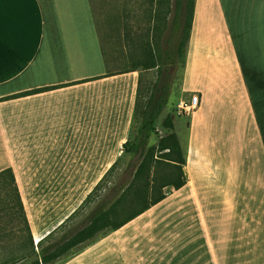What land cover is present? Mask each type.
<instances>
[{
  "label": "crops",
  "instance_id": "crops-1",
  "mask_svg": "<svg viewBox=\"0 0 264 264\" xmlns=\"http://www.w3.org/2000/svg\"><path fill=\"white\" fill-rule=\"evenodd\" d=\"M140 75L106 73L87 0H0V173L38 253L132 140ZM193 96L171 114L187 184L62 264H264V0H196L172 98ZM23 234L0 220V262Z\"/></svg>",
  "mask_w": 264,
  "mask_h": 264
},
{
  "label": "trees",
  "instance_id": "trees-1",
  "mask_svg": "<svg viewBox=\"0 0 264 264\" xmlns=\"http://www.w3.org/2000/svg\"><path fill=\"white\" fill-rule=\"evenodd\" d=\"M195 4L196 0H142L137 8L141 9V14L133 15V8L128 9L132 16L130 18H140L136 36L142 50V68L158 69V78L145 100L141 98L143 80L140 75L134 122L137 117L141 120L134 141L124 146V149L131 148L139 159L138 163L132 162L121 180L109 189L105 182L110 173L106 175L77 212L39 243V253L35 248L14 173L10 169L0 173V186H3L7 198L4 211L8 212L12 220L21 221L23 229L20 230L24 232L25 245L30 244L31 247L28 258H14L0 264H62L162 202L173 189L178 190L187 184L186 155L171 115L162 122L166 134L160 138L157 146H150V141L157 134L160 117L170 105L174 85L185 68ZM145 6L147 8L144 9ZM139 68L134 66L125 71H137ZM89 206L91 209L80 225L66 230L77 213Z\"/></svg>",
  "mask_w": 264,
  "mask_h": 264
},
{
  "label": "rangeland",
  "instance_id": "rangeland-1",
  "mask_svg": "<svg viewBox=\"0 0 264 264\" xmlns=\"http://www.w3.org/2000/svg\"><path fill=\"white\" fill-rule=\"evenodd\" d=\"M139 3H142V0H87L89 18L94 27L106 73L124 71L134 66L140 67L139 70L141 71L143 80L141 98L145 100L149 95V89L158 78V69L143 70L142 68V50L138 46L139 43L136 36L138 19L140 18H130L132 16L129 12L133 8V15L141 14V9L137 10ZM181 75L178 76L177 81L180 80ZM178 103L179 100L176 97L172 98L170 105L163 115V121L167 116L176 112ZM140 120V117H137L134 122L132 141H134L137 135ZM162 122L159 121L157 134L153 135L150 146H157L160 138L166 134L162 128ZM138 160V157L134 156L131 148L124 149L122 156L105 182L107 189L117 184L124 176L129 165L132 162L138 163ZM6 200L3 186H0V220H9L10 223L12 222L15 225L16 230H22L23 224L21 221L12 220L8 212L4 211L7 208ZM91 206L77 213L68 223L66 230L79 226L89 213Z\"/></svg>",
  "mask_w": 264,
  "mask_h": 264
},
{
  "label": "built area",
  "instance_id": "built-area-1",
  "mask_svg": "<svg viewBox=\"0 0 264 264\" xmlns=\"http://www.w3.org/2000/svg\"><path fill=\"white\" fill-rule=\"evenodd\" d=\"M199 106V97L198 96H193L192 100L190 103L186 101H181L177 105V115H185V114H190L193 111H195Z\"/></svg>",
  "mask_w": 264,
  "mask_h": 264
}]
</instances>
